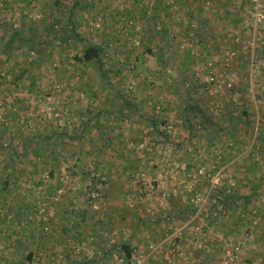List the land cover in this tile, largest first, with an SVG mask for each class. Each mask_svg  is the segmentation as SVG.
Listing matches in <instances>:
<instances>
[{
    "label": "rangeland",
    "instance_id": "rangeland-1",
    "mask_svg": "<svg viewBox=\"0 0 264 264\" xmlns=\"http://www.w3.org/2000/svg\"><path fill=\"white\" fill-rule=\"evenodd\" d=\"M258 8L264 0H0V130L66 132L23 145L27 164L13 185L11 139L1 137L0 264H264ZM87 45L102 49L100 61L77 59ZM116 97L142 123L134 144L122 124L121 158L101 149L107 133L90 125L105 104L117 109ZM104 162L121 179L110 204ZM184 206L196 211L187 221L174 212ZM236 237L253 240V258H242ZM213 238L228 249L201 258Z\"/></svg>",
    "mask_w": 264,
    "mask_h": 264
},
{
    "label": "crops",
    "instance_id": "crops-1",
    "mask_svg": "<svg viewBox=\"0 0 264 264\" xmlns=\"http://www.w3.org/2000/svg\"><path fill=\"white\" fill-rule=\"evenodd\" d=\"M91 98H94V97H91ZM106 98H108V96ZM116 98H117L116 99L117 102H115L114 104L118 105L117 109L115 111H111L112 110L110 108L111 107V104H105L103 106V108H101V113H102L101 114V118H103V119L101 120V118H99V113L96 115V117H97L96 119H93V117L91 116V118H90V121H91L90 125L94 129L99 128L101 131L107 133V134H103L102 137H101L102 138L101 139L102 146H103V148H101V149L107 148L109 150H112L113 153H116V156H118V158H121V156H124V152L121 153L120 150H116V147H114V145L115 146L117 145L118 147H120L121 146L120 142H122V145L124 144V140L120 141V138H119L121 133L126 132L125 131V128H124V126H122V124H125L128 129L132 126V129L130 130V134H132V136H130L129 138L132 139L131 140L132 141V144H134V142L135 143L136 142L138 143V141H140V139L143 137V136L141 137V134L142 133H140L141 132L140 125L142 123L140 124V122L137 121L138 124H136V117H135V115L132 116L130 113L129 114H126L125 113V111L123 109V105H124L123 99L122 98H119V97H116ZM106 101H107V99H106ZM25 109H26V106H25V108H23V107L19 108V110H22L23 113H26L27 112V111H23ZM87 109H90V108H87ZM91 109L89 111L90 112V115H91V112H92ZM23 113H22V115H23ZM106 113H109L108 114V117H104V115ZM111 114H115L114 115V116H116L115 122L116 121L119 122L120 123L119 126L117 124H114V122H113L114 120L110 116ZM19 115H21L20 111H19ZM104 118H106V120ZM124 119H126V122L125 123H123V120ZM131 120L133 122H131ZM14 128L15 129H12V130L11 129H7L8 131L6 130V132L0 130V139L3 136H6V137L9 136L10 137L9 139H11L10 148L12 149V153L11 154H6V157L10 158L11 159V162L14 163V165L8 166L9 168H13V169L10 170V172H11V173H9L10 175H8V177H6V178H8V181L7 182H9V181H11L13 179L15 181L17 180V182H18V176H19L18 175V171L20 173L23 172L22 169L18 168V165L19 164H22V163L24 165L27 164V163H25L23 161L21 163L22 157H24V159L26 160V158H25V156H26L25 155V150H24V154H22V155L19 152V149L22 148L23 145L24 146L25 145H29V144L31 145V142L34 143V141L37 144L38 143H43V144L46 143L47 145H50L51 140L55 136L56 137H59L61 139L62 138V135H65L66 134L65 131H64L65 133L64 132H60V130L57 128V129L54 130L53 136H50V137H47V135H45V134L42 137V135H41L42 133L41 132H37L36 135H34V137H31V136H29V137L28 136L21 137L18 134L19 133L18 132L19 128L18 127H14ZM88 128H89V123L87 125H84L83 124V127L82 128H80V126H79V128L76 130V133L80 134V133L83 132L84 129L85 130H88ZM116 128L119 129V130H117ZM117 131H119V132H117ZM16 139L19 140L18 142H20L19 144H21V146H18V147L15 146ZM80 139L83 140V136H81ZM1 141H0V144H1ZM114 142H115V144H114ZM110 143H113L112 147L109 145ZM55 148H56V145H53V148L52 149L55 150ZM57 149H59V146H58ZM57 153H58V151H55V154H57ZM10 159L8 160L9 163H10ZM131 161L132 160H128L127 159L128 165H131L132 166ZM101 166L103 167V169L101 170L102 171V174H103L102 176L106 180V182L103 183V187L106 190H108L107 188H109L110 186L116 187L117 186V183L121 180L118 176L115 177V176H112L111 175V174H114L116 172V168L115 167H112V168L109 167L110 166V162H104ZM33 168L35 169L36 173H37V171L41 172V166H39L38 164H34L33 165ZM8 170L9 169H7V171ZM35 176H36V174L33 177H35ZM54 176H56V175H54ZM121 187H122V185H121ZM119 193H120V190H112L111 193H110V195L107 198H105V199H107L106 202L108 204H110L111 202H113V200L118 196ZM167 195H168V193H167ZM110 200H111V202H110ZM169 206H170V204H169ZM168 209H170V208H168ZM176 210H177V208H174V211H176ZM188 229H192L191 226ZM262 237H263L262 239L264 240V236H262ZM222 240L223 239H215V238H213V240L210 241L211 243L208 246L206 245V247H204L203 249L201 248L200 249L201 251H199V254H200L201 258H206L207 259L209 257L208 259H211L212 257L214 258L217 254L222 253V250L223 249L224 250L225 249H228V247H224V245L222 243ZM235 240L237 241L238 246L241 245L242 258L243 257H244V259L253 258V256H252L251 253L249 254V257L248 258H247V255L245 253V251L251 249L250 247H247L246 246L247 241H248V244L249 245H252L253 244V242H252L253 240L251 239V241H250V239H248V240L246 239L245 241H242V240L238 239L237 237H236ZM190 242L191 241L186 242L187 245H189ZM261 244H263V243H261ZM239 248L240 247H236V249L233 248L235 250V253L238 252V250L240 251ZM187 250L189 251V249H187ZM188 251H187V253H188ZM224 257H225V255H224ZM250 260L252 261V259H250Z\"/></svg>",
    "mask_w": 264,
    "mask_h": 264
},
{
    "label": "trees",
    "instance_id": "trees-1",
    "mask_svg": "<svg viewBox=\"0 0 264 264\" xmlns=\"http://www.w3.org/2000/svg\"><path fill=\"white\" fill-rule=\"evenodd\" d=\"M76 36H78V34H76ZM102 49H99L93 45H87V47L84 49L83 51V57H80V58H77L79 59L80 61L82 62H85V63H90V62H93V61H100L102 56H101V51ZM105 74V73H104ZM105 76H107V74H105ZM192 108L194 109H197L198 112H200V107L197 106V105H191ZM204 114H206V112L202 111ZM202 114V113H201ZM207 122H208V119H207ZM8 146V150L9 153H12V149L10 148V145H7ZM15 154V153H14ZM10 164L11 165H14V163L11 162V159H10ZM15 180H11L9 181L8 183H10L9 185H13L15 184ZM4 187H6V189H9L8 188V185H4ZM108 190H106V192L103 194L106 198L110 195L111 191L112 190H115V187L114 186H110L109 188H107ZM176 213H180V214H184L185 215V219L184 221L188 220L189 217H186V215L188 213H195L196 211L194 209H192L191 207H188V206H184L183 209H178L176 211H174ZM85 215H86V212H83V214L81 215L82 216V222L85 221ZM120 248L122 249V255L124 256V258L128 261L132 260V257H133V251L129 248V246L127 245H121Z\"/></svg>",
    "mask_w": 264,
    "mask_h": 264
},
{
    "label": "built area",
    "instance_id": "built-area-1",
    "mask_svg": "<svg viewBox=\"0 0 264 264\" xmlns=\"http://www.w3.org/2000/svg\"><path fill=\"white\" fill-rule=\"evenodd\" d=\"M256 19L258 20V21H261V20H263L264 19V10L263 9H257L256 10ZM204 171H205V169H204V167H202L199 171H198V173L201 175V174H204ZM97 196H96V194H92V198L93 199H95ZM199 201H200V198L199 197H196V198H194V199H192V202L194 203V205H195V207H196V209H197V211L200 213V211H201V208H200V206H199ZM45 206V205H44ZM222 206H220V207H218V211L220 212L221 210H222ZM47 217H45V219H46ZM238 259V254H237V252L235 253V254H233L232 256H231V261H234V260H237Z\"/></svg>",
    "mask_w": 264,
    "mask_h": 264
}]
</instances>
